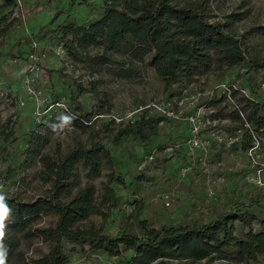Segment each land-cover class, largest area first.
Wrapping results in <instances>:
<instances>
[{
  "label": "rangeland",
  "instance_id": "374dc122",
  "mask_svg": "<svg viewBox=\"0 0 264 264\" xmlns=\"http://www.w3.org/2000/svg\"><path fill=\"white\" fill-rule=\"evenodd\" d=\"M104 3L0 0V190L24 200L49 193L51 183L42 176L41 156L30 158L18 148L28 147L38 132L49 138L42 153L58 158L79 142L89 146L98 141V132H116L120 124L143 115L157 118L171 112L170 120H161L158 134H150L147 141L134 136L123 137L118 144L104 141L113 151L116 169L106 164L95 176L79 166L77 186L94 184L98 199L108 185L117 193L104 214L90 217L86 225L93 223L112 236L124 231L138 234L143 221L157 228L200 226L239 203L264 200V185L254 183L259 170L255 163L264 167V137L259 136L260 146L251 155L233 147L238 133L227 129L240 124L227 115L244 105L243 97L257 99L255 92L264 93V66L252 72L250 63L212 69L181 90L177 83L168 86L151 68L142 69L137 78H121L114 74L115 64L95 66L71 60L60 40L62 27L98 19L100 11L95 6ZM213 6L220 19L239 14L233 29L246 55L264 57V0H215ZM47 25L43 37L18 44ZM89 50L98 52L97 47ZM58 99L64 103L58 105ZM70 105L78 108L74 114H81L80 106L90 115L86 130L66 121ZM247 112H240L245 122ZM191 115L201 121L199 147L189 143ZM6 127L13 132L9 140L3 133ZM260 174L264 179V169ZM56 222L57 216L48 214L21 231L6 229L18 243L5 264H27L48 254L53 242L35 232L54 228ZM236 225L239 231L249 229L240 221ZM253 225L264 228V224ZM61 242L68 264H128L134 255L110 256L90 244Z\"/></svg>",
  "mask_w": 264,
  "mask_h": 264
},
{
  "label": "trees",
  "instance_id": "16d2710c",
  "mask_svg": "<svg viewBox=\"0 0 264 264\" xmlns=\"http://www.w3.org/2000/svg\"><path fill=\"white\" fill-rule=\"evenodd\" d=\"M213 1L105 0L103 5L95 6L100 11L98 19L87 24L64 25L60 40L75 62H90L95 66L115 64L114 74L121 78H137L142 69L151 68L168 86L177 83L181 90H186L198 75L212 69L223 71L246 63H250L251 72L263 67L264 57L247 56L235 35L233 25L240 19L239 14L230 13L220 19L214 13ZM48 28V25L42 27L35 36L22 38L18 44H30L43 37ZM90 47H97L98 52L91 54ZM255 93L257 99L243 97L244 105L227 115L240 122L227 129L243 131L241 139L233 143L235 148L248 150L253 146L254 135L264 137V93ZM79 109L81 114L76 115L78 108L70 105L71 116L66 121L86 130L91 117L83 113L84 108L79 106ZM247 109L245 122L240 112ZM164 119L170 120L167 115L157 118L143 115L120 124L116 132H98V141L89 146L79 142L58 158L42 153L49 138L41 132L29 140L28 147H18L30 158L41 156L42 176L51 183V188L47 195L36 200H24L13 192L0 190L9 209L2 241L7 251L5 262L18 243L16 236L6 229L21 231L41 215L54 214L57 216L54 228H40L35 232L53 242L51 250L27 264H68L62 239L90 244L110 256L134 252L128 264H264V228L256 229L253 225L254 222L264 224V200L260 198L250 204L239 203L200 226L157 228L143 221L138 234L124 231L112 236L104 233L102 227L85 224L90 217L103 215L104 208L114 203L117 193L108 185L98 199L94 184L77 186L79 166L87 167L95 176L101 173L103 165L116 169L113 151L104 141L118 144L123 137L130 136L147 141L150 134H158V124ZM3 133L7 135L6 140L13 134L8 132V127ZM237 221L249 229L239 231Z\"/></svg>",
  "mask_w": 264,
  "mask_h": 264
},
{
  "label": "built area",
  "instance_id": "2783aa9c",
  "mask_svg": "<svg viewBox=\"0 0 264 264\" xmlns=\"http://www.w3.org/2000/svg\"><path fill=\"white\" fill-rule=\"evenodd\" d=\"M62 47H63V45H62ZM174 101H177V100H174ZM61 103L63 104L64 100L57 101L58 105H60ZM170 104H171V100H169V102H168V105H170ZM166 114L169 115V114H171V112H167ZM189 119L192 120V125L190 127V129L192 131H191V134H190L189 143L192 146L199 147L200 146V138L199 137H200V134L202 132V130L200 128L201 121L198 118V116L196 117L195 115L194 116L193 115L189 116ZM244 125L246 127H249L248 123H245ZM237 133H238L237 134V140H235V141H238V140L241 139V137H242V129L237 130ZM259 146H260V138L257 135H254L253 146L251 148H249L248 151L252 155L253 153H256V149L259 148ZM255 164H256L257 169L259 168V170H258V174H257L256 178L254 179V181H255L254 183L257 184V185H264V179L262 178V176L260 174V172L264 169V167H262V166L259 167L257 162Z\"/></svg>",
  "mask_w": 264,
  "mask_h": 264
},
{
  "label": "clouds",
  "instance_id": "9594fccd",
  "mask_svg": "<svg viewBox=\"0 0 264 264\" xmlns=\"http://www.w3.org/2000/svg\"><path fill=\"white\" fill-rule=\"evenodd\" d=\"M9 209L4 203V196L0 194V264H5L6 251L4 250L2 241L4 238L5 219L7 218Z\"/></svg>",
  "mask_w": 264,
  "mask_h": 264
}]
</instances>
